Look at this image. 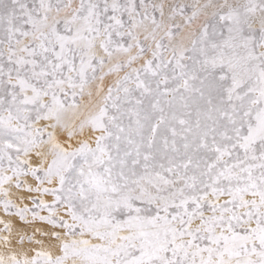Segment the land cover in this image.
Segmentation results:
<instances>
[{
    "label": "snow or ice",
    "instance_id": "obj_1",
    "mask_svg": "<svg viewBox=\"0 0 264 264\" xmlns=\"http://www.w3.org/2000/svg\"><path fill=\"white\" fill-rule=\"evenodd\" d=\"M0 264H264V0H0Z\"/></svg>",
    "mask_w": 264,
    "mask_h": 264
}]
</instances>
